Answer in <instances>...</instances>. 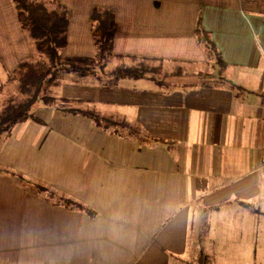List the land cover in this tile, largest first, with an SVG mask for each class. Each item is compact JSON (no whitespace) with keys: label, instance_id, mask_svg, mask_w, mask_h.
I'll list each match as a JSON object with an SVG mask.
<instances>
[{"label":"crops","instance_id":"obj_1","mask_svg":"<svg viewBox=\"0 0 264 264\" xmlns=\"http://www.w3.org/2000/svg\"><path fill=\"white\" fill-rule=\"evenodd\" d=\"M54 1L66 57L95 58L92 13L113 11L114 58L49 88L81 113L40 104L0 137V264H264V0ZM216 56L228 79H193ZM31 57L0 0L1 71Z\"/></svg>","mask_w":264,"mask_h":264},{"label":"trees","instance_id":"obj_2","mask_svg":"<svg viewBox=\"0 0 264 264\" xmlns=\"http://www.w3.org/2000/svg\"><path fill=\"white\" fill-rule=\"evenodd\" d=\"M19 22L26 33L32 50V57L22 61L13 74L9 75L11 81H17L18 96L8 97L0 105V136L11 131L19 124L29 120L41 122L36 118L34 111L43 104L66 112V99H56L49 95V88L58 84L64 75L72 74L79 77L99 75L108 60L114 58L113 47L116 35L115 13L106 9H94L92 13L93 35L97 54L95 58H76L63 55L68 43V27L70 12L59 2L54 0H12ZM200 43L213 56L214 43L210 35L201 25L197 28ZM147 69L118 68L110 73L119 79L123 77L141 78L150 77ZM151 78H154L153 72ZM96 119V116H94ZM0 171L4 172L0 168ZM6 172V171H5ZM50 198H56L54 193L45 188H38ZM62 205H70L64 199L59 201ZM248 206L247 203H242ZM191 264H210L204 254L197 262Z\"/></svg>","mask_w":264,"mask_h":264},{"label":"rangeland","instance_id":"obj_3","mask_svg":"<svg viewBox=\"0 0 264 264\" xmlns=\"http://www.w3.org/2000/svg\"><path fill=\"white\" fill-rule=\"evenodd\" d=\"M214 56V55H213ZM218 56L214 57V59L207 65L204 66L202 68H197L196 72L193 74V79H197L199 78L200 82L204 83V82H221L224 81L226 79H228L226 71L223 70L222 68L219 69L218 66ZM119 63V64H118ZM126 61H122V60H112L107 68H114L115 66H119L120 64H125ZM152 66H158L155 63H150ZM135 69V68H132ZM185 70H183L181 72V74H173L171 76H168V78H180L183 77L184 79H186V74L183 73ZM185 74V75H182ZM161 77V76H160ZM211 77H215V79H210L207 80L208 78ZM165 76H162L161 79L165 80ZM17 81H11L9 78V75L6 73H3L0 69V105L3 104V102L10 96H18L20 98V94L19 91L17 89ZM35 113V112H34ZM4 135H8V133L3 134ZM1 137V136H0ZM22 181H24L25 183H29L27 180H24L22 177L20 178ZM29 191L26 188V194H28Z\"/></svg>","mask_w":264,"mask_h":264}]
</instances>
